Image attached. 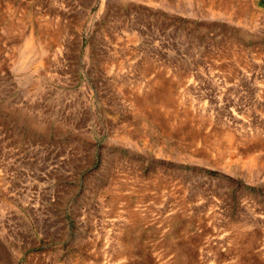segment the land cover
I'll use <instances>...</instances> for the list:
<instances>
[{"label": "rangeland", "instance_id": "rangeland-1", "mask_svg": "<svg viewBox=\"0 0 264 264\" xmlns=\"http://www.w3.org/2000/svg\"><path fill=\"white\" fill-rule=\"evenodd\" d=\"M0 264H264V0H0Z\"/></svg>", "mask_w": 264, "mask_h": 264}]
</instances>
